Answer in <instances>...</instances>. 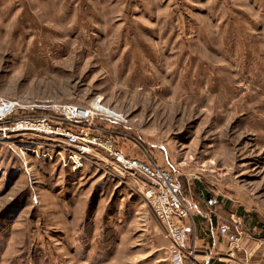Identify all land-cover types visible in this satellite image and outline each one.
I'll list each match as a JSON object with an SVG mask.
<instances>
[{
	"label": "rangeland",
	"instance_id": "rangeland-1",
	"mask_svg": "<svg viewBox=\"0 0 264 264\" xmlns=\"http://www.w3.org/2000/svg\"><path fill=\"white\" fill-rule=\"evenodd\" d=\"M0 98L122 113L96 125L185 204L202 192L237 213L235 260L264 264V0H0ZM15 139L0 142V264H169L144 175Z\"/></svg>",
	"mask_w": 264,
	"mask_h": 264
},
{
	"label": "built area",
	"instance_id": "built-area-1",
	"mask_svg": "<svg viewBox=\"0 0 264 264\" xmlns=\"http://www.w3.org/2000/svg\"><path fill=\"white\" fill-rule=\"evenodd\" d=\"M34 108L18 101L0 98V142L12 147L20 141H14L20 135L31 134L48 139L61 160L67 158L73 170L80 169L89 157L102 164H109L115 171L136 172L144 175L149 184L144 193L146 205L157 221L162 234L169 243L168 263L185 264L193 256L194 246L186 247L188 233L185 221L189 218V207L181 199V185L168 171L153 161L126 157L118 150L110 135L112 132L99 127L96 122L108 121L112 125H124L127 119L122 113L114 111L101 102H93L86 108L72 105H42L47 113L36 115ZM19 111H27L19 116ZM26 143V142H25ZM26 173L29 175L27 169ZM209 209H215L219 202L210 197L205 202ZM237 222L234 218L223 222L217 233L227 241L223 255L225 264H243L235 260V251L239 247ZM225 259V260H226Z\"/></svg>",
	"mask_w": 264,
	"mask_h": 264
},
{
	"label": "crops",
	"instance_id": "crops-1",
	"mask_svg": "<svg viewBox=\"0 0 264 264\" xmlns=\"http://www.w3.org/2000/svg\"><path fill=\"white\" fill-rule=\"evenodd\" d=\"M128 155L130 158H141L133 154H127L126 156ZM207 199L206 195L200 192L196 201L186 200V204L189 207V218L185 221L186 227L198 229V234L195 232V240L190 242L189 247L194 246V254L196 249L202 250V253L196 256L200 258L198 264H225L226 261H223L225 260L223 255L227 241L218 235L217 228L231 217L238 218L240 216L227 210L221 202L215 209H209L205 204Z\"/></svg>",
	"mask_w": 264,
	"mask_h": 264
},
{
	"label": "trees",
	"instance_id": "trees-1",
	"mask_svg": "<svg viewBox=\"0 0 264 264\" xmlns=\"http://www.w3.org/2000/svg\"><path fill=\"white\" fill-rule=\"evenodd\" d=\"M207 198H210L208 195H206Z\"/></svg>",
	"mask_w": 264,
	"mask_h": 264
}]
</instances>
